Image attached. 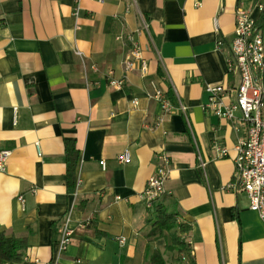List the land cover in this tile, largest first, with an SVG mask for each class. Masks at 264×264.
Instances as JSON below:
<instances>
[{"label": "crops", "instance_id": "1", "mask_svg": "<svg viewBox=\"0 0 264 264\" xmlns=\"http://www.w3.org/2000/svg\"><path fill=\"white\" fill-rule=\"evenodd\" d=\"M263 4L0 0V150L10 151L0 173V230L27 240L24 263L151 264L159 251L169 264L176 253L165 251L166 234L148 237L154 210L141 199L163 152L169 176L158 205L189 226L183 239L194 264H264V225L246 194L228 188L245 134L241 113L217 117L205 92L222 85V102L235 100L239 78L228 60L236 11L258 20ZM129 34L144 75L138 64L125 71ZM155 91L171 113L151 98ZM69 146L77 153L71 191ZM124 151L128 164L117 160ZM63 227L70 244L59 252Z\"/></svg>", "mask_w": 264, "mask_h": 264}, {"label": "built area", "instance_id": "2", "mask_svg": "<svg viewBox=\"0 0 264 264\" xmlns=\"http://www.w3.org/2000/svg\"><path fill=\"white\" fill-rule=\"evenodd\" d=\"M102 2L103 0H98ZM262 11V5H258ZM78 10L75 11L77 16ZM122 37L118 36L117 40ZM131 48L127 54L124 66L125 71H132L138 64V71L144 75L147 72V64L142 58L141 51L135 42L134 35L126 36ZM228 72L234 73L239 78V84L235 90V100L225 105L223 97L228 89L222 85H206L205 92L208 95L207 108L219 118L234 120V113L240 112L242 122L245 125L244 137L234 147L235 158L233 160L235 173L233 182L228 188L234 192L245 193L248 199V209L256 213L264 225V33L257 27V20L247 12L238 9L235 15V37L229 48ZM79 55V53H77ZM122 80L109 79L108 85L121 88ZM162 103L165 113H171L172 108L163 101L160 91H155L151 97ZM135 106L137 102L134 100ZM179 110L185 114L186 108L180 106ZM16 122V109H14V123ZM38 156L41 155L39 144L36 143ZM225 149L220 151V156H226ZM10 151L0 150V173L6 171V163ZM121 164L130 162V154L124 151L117 158ZM158 167L156 172L148 179L141 199L147 210H154L165 195V182L169 176V158L160 152L157 154ZM104 167V161L100 162ZM203 169L205 164L199 163ZM20 201L23 199L20 197ZM87 225V223H86ZM71 231L63 227L60 231L59 252H63L70 244ZM124 240L122 239L121 242ZM79 261L73 264H78Z\"/></svg>", "mask_w": 264, "mask_h": 264}, {"label": "trees", "instance_id": "3", "mask_svg": "<svg viewBox=\"0 0 264 264\" xmlns=\"http://www.w3.org/2000/svg\"><path fill=\"white\" fill-rule=\"evenodd\" d=\"M255 3L258 0H254ZM257 20L258 29L264 33V4ZM77 153L73 147L67 148V175L66 184L69 191L74 185V171L76 166ZM154 216L149 220L151 230L148 237L161 238L165 234L169 238V244L165 246V251L175 252L176 257L172 259V264H194L191 257L189 245L185 243L182 236L189 231V226L178 223L177 215L167 212L164 207L157 205L154 209ZM28 248L25 238L6 236L0 230V264H26L24 255ZM151 264H165L162 254L154 252L150 259Z\"/></svg>", "mask_w": 264, "mask_h": 264}, {"label": "rangeland", "instance_id": "4", "mask_svg": "<svg viewBox=\"0 0 264 264\" xmlns=\"http://www.w3.org/2000/svg\"><path fill=\"white\" fill-rule=\"evenodd\" d=\"M182 238H183V236H182ZM171 257H172V256H168V255H167V259H166V261H167L169 264H172V262H171V261H172V260H171Z\"/></svg>", "mask_w": 264, "mask_h": 264}]
</instances>
